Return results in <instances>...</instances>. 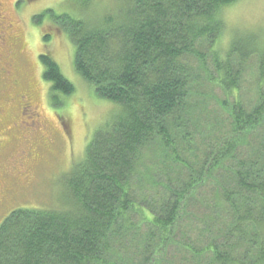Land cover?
Returning a JSON list of instances; mask_svg holds the SVG:
<instances>
[{
  "label": "trees",
  "instance_id": "trees-1",
  "mask_svg": "<svg viewBox=\"0 0 264 264\" xmlns=\"http://www.w3.org/2000/svg\"><path fill=\"white\" fill-rule=\"evenodd\" d=\"M237 1L111 0L96 9V0H78V11L34 17L41 23L49 13L60 31L69 32L75 71L99 97L122 107L95 131L84 159L71 169L66 209L17 208L3 220L0 264H178L175 247L185 254L180 264L242 262L213 239L196 245L186 230L190 207L208 182L230 202L248 186L264 203V181L246 182L250 172L243 170L251 165L225 174L240 189L217 182L239 144L264 124L262 92L251 111L236 97L218 99L231 118V139L219 143L218 136L203 150L197 143L196 126H204L208 138L218 135L215 118L203 119V85L235 95L242 66L253 56L264 83L262 35L236 33L222 48L229 30L224 10ZM51 37L43 35L44 46ZM38 60L53 99L75 91L48 50ZM250 211L239 214L238 222L251 221ZM252 242L258 257L249 263L264 264V236L260 247Z\"/></svg>",
  "mask_w": 264,
  "mask_h": 264
},
{
  "label": "rangeland",
  "instance_id": "rangeland-1",
  "mask_svg": "<svg viewBox=\"0 0 264 264\" xmlns=\"http://www.w3.org/2000/svg\"><path fill=\"white\" fill-rule=\"evenodd\" d=\"M110 1L96 0V9H105ZM113 2L116 4V0ZM79 7L78 0H0V42L4 39L0 43V49H11L14 47L11 41L14 40L19 43L15 49L21 51L17 59L18 74L23 80L20 90L22 93L28 90L26 84L30 82L29 91L34 107L28 111L27 116H23L18 101L14 99L5 103L4 111L0 113V166L27 160L29 171L33 173L31 179L29 172L28 189L20 198V203L23 204L16 209H66L71 201L67 184L71 169L84 159L95 131L110 124L122 107L119 103L99 97L94 88L75 71V47L69 32L60 31L58 25L52 23L49 13L43 20L39 19L41 23L34 20L35 16L44 15L48 10L60 14L74 12L76 9L78 11ZM90 12L91 10H85V14ZM224 16L229 30L228 36L222 41L224 47L220 44L223 49L238 35L236 33H256L264 37V0H238L225 8ZM44 34L52 35L51 42L46 46L43 42ZM5 40L10 44L9 47H6L7 44L3 45ZM47 50L74 84L75 91L72 94H58V99H53L49 84L42 78L43 67L38 60L39 55ZM242 69L245 72L235 95L227 97L220 87L210 83L203 85L205 107L200 105L202 109H206L203 119L215 118V133L218 132V135H215L216 138H208L207 131L202 129L204 126H196L199 129V149L203 150L205 145L217 140L218 136L219 143L231 139L228 138L231 133L227 128L231 118L220 109L218 99L228 98L233 101L236 97L251 111L258 105L261 92L264 95V83L259 80L258 57L248 59ZM53 101L58 104L52 103ZM234 157L230 162L225 161L229 169L218 178L217 182L221 187L228 183L229 187L240 189L225 174L233 175L244 164L251 165L243 170L250 172L246 178L247 183L257 185L264 181V124L239 144ZM248 188L250 189L245 186L241 189L242 197H235L237 202L222 198L220 192L217 194L215 182H208L200 189L196 194L199 201H195L190 207L193 217L186 226L189 240L198 246H204L213 239L216 247L229 251L233 257L242 260H231L228 264H256L249 261L254 256V260L258 257L257 247L253 246L252 241L258 240L260 247L264 236V203L254 189ZM232 204L236 205L235 210ZM246 208L251 209V221L243 218L241 224L238 222L239 214L244 217ZM5 218L1 219L0 224ZM173 254L176 258L174 261L178 264L185 257L180 248L175 247Z\"/></svg>",
  "mask_w": 264,
  "mask_h": 264
},
{
  "label": "flooded vegetation",
  "instance_id": "flooded-vegetation-1",
  "mask_svg": "<svg viewBox=\"0 0 264 264\" xmlns=\"http://www.w3.org/2000/svg\"><path fill=\"white\" fill-rule=\"evenodd\" d=\"M3 40L1 39V42ZM11 42L14 43V47L9 48L10 50L0 49V113L4 111L5 103L16 99L21 107L22 115L27 116L28 111L34 108L29 91L31 90L30 82L26 84L28 90L22 93L20 85L23 80L17 70V59L21 51L15 49L19 44L16 40ZM6 44L7 40L3 45ZM9 46L10 44L6 45V47ZM27 163V160H19L12 164L8 162L5 167L0 166V222L17 206L23 204L20 203V198L28 189L30 176L31 179L33 176ZM29 172H31L30 176Z\"/></svg>",
  "mask_w": 264,
  "mask_h": 264
}]
</instances>
